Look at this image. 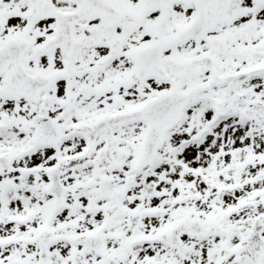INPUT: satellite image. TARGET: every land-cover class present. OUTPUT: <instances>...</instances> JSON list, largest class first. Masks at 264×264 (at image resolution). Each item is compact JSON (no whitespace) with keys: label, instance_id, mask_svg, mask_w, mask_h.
<instances>
[{"label":"snow or ice","instance_id":"1","mask_svg":"<svg viewBox=\"0 0 264 264\" xmlns=\"http://www.w3.org/2000/svg\"><path fill=\"white\" fill-rule=\"evenodd\" d=\"M0 264H264V0H0Z\"/></svg>","mask_w":264,"mask_h":264}]
</instances>
